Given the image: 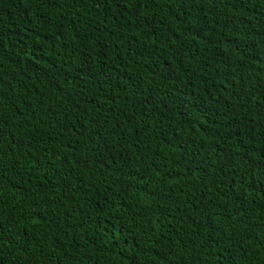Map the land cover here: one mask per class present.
<instances>
[{
    "label": "trees",
    "instance_id": "trees-1",
    "mask_svg": "<svg viewBox=\"0 0 264 264\" xmlns=\"http://www.w3.org/2000/svg\"><path fill=\"white\" fill-rule=\"evenodd\" d=\"M0 264H264V0H0Z\"/></svg>",
    "mask_w": 264,
    "mask_h": 264
}]
</instances>
